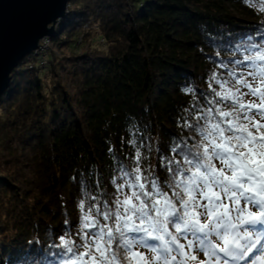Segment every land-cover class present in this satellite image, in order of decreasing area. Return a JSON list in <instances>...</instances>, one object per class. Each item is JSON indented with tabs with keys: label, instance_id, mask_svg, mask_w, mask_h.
I'll return each mask as SVG.
<instances>
[{
	"label": "trees",
	"instance_id": "trees-1",
	"mask_svg": "<svg viewBox=\"0 0 264 264\" xmlns=\"http://www.w3.org/2000/svg\"><path fill=\"white\" fill-rule=\"evenodd\" d=\"M261 23L264 0H69L49 44L19 62L0 96V255L17 264L20 249L49 244V230L56 240L65 219L76 232L81 180L115 192L113 157L131 167L132 123L152 138L149 161L166 179L159 157L187 135L177 117L193 97L182 88L207 89L217 67L208 34Z\"/></svg>",
	"mask_w": 264,
	"mask_h": 264
},
{
	"label": "snow or ice",
	"instance_id": "snow-or-ice-1",
	"mask_svg": "<svg viewBox=\"0 0 264 264\" xmlns=\"http://www.w3.org/2000/svg\"><path fill=\"white\" fill-rule=\"evenodd\" d=\"M10 7H0V44L41 27L46 5L15 0ZM208 40L217 67L207 89L182 88L193 97L177 117L187 135H174L170 154L159 157L167 178L149 161L152 138L130 124L134 155L131 167L113 157L115 192L98 181L95 193L85 190L82 179L76 232L65 219L56 240L49 230V244L20 249L17 264H264V23ZM11 260L0 255V264Z\"/></svg>",
	"mask_w": 264,
	"mask_h": 264
},
{
	"label": "water",
	"instance_id": "water-1",
	"mask_svg": "<svg viewBox=\"0 0 264 264\" xmlns=\"http://www.w3.org/2000/svg\"><path fill=\"white\" fill-rule=\"evenodd\" d=\"M15 0H0V7L11 12ZM46 7L42 10V26L26 39L7 41L0 44V96L10 87L11 73L31 52L36 51L41 42L52 36L60 20L67 16L69 0H42Z\"/></svg>",
	"mask_w": 264,
	"mask_h": 264
},
{
	"label": "rangeland",
	"instance_id": "rangeland-1",
	"mask_svg": "<svg viewBox=\"0 0 264 264\" xmlns=\"http://www.w3.org/2000/svg\"><path fill=\"white\" fill-rule=\"evenodd\" d=\"M49 44L48 38L44 39L40 45H42V47H46ZM40 47V46H39ZM57 57H67V56H72V53L68 50H58L56 53ZM26 64H24L25 66ZM28 65V64H27ZM29 67V66H26ZM245 100H255L257 103H259L258 98L256 97H252V96H246Z\"/></svg>",
	"mask_w": 264,
	"mask_h": 264
}]
</instances>
